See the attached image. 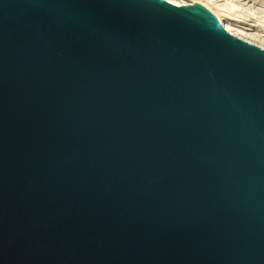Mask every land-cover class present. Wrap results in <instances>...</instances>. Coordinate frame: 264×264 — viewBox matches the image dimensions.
Wrapping results in <instances>:
<instances>
[{
  "label": "water",
  "instance_id": "obj_1",
  "mask_svg": "<svg viewBox=\"0 0 264 264\" xmlns=\"http://www.w3.org/2000/svg\"><path fill=\"white\" fill-rule=\"evenodd\" d=\"M0 264H264V49L199 1L0 0Z\"/></svg>",
  "mask_w": 264,
  "mask_h": 264
},
{
  "label": "rangeland",
  "instance_id": "obj_2",
  "mask_svg": "<svg viewBox=\"0 0 264 264\" xmlns=\"http://www.w3.org/2000/svg\"><path fill=\"white\" fill-rule=\"evenodd\" d=\"M210 4H218L213 8H232L231 12L241 13L238 22L230 21L231 31L238 37L264 48V0H210Z\"/></svg>",
  "mask_w": 264,
  "mask_h": 264
},
{
  "label": "bare ground",
  "instance_id": "obj_3",
  "mask_svg": "<svg viewBox=\"0 0 264 264\" xmlns=\"http://www.w3.org/2000/svg\"><path fill=\"white\" fill-rule=\"evenodd\" d=\"M167 1L170 2V3H172V4H174V5H187V4L193 3L194 1L201 2L202 4H204L212 12V14L214 15V17L218 21V23L222 27H224V29H226V31H228L232 35H235L236 37H238V35L235 32H232L231 31V28L229 26V23H230V21H232V22H238L242 14L241 13H238V12H231V9L232 8L231 9H229V8H221L219 6H216V8L215 7L213 8V6L218 5V4H215V5L212 4L213 6H211L210 0H167ZM234 6H236V5H234ZM242 11H243V9H242ZM240 39H242V38H240ZM244 41H246V40H244ZM249 43H251V42H249ZM255 45H257V44H255ZM257 46H259V45H257Z\"/></svg>",
  "mask_w": 264,
  "mask_h": 264
}]
</instances>
